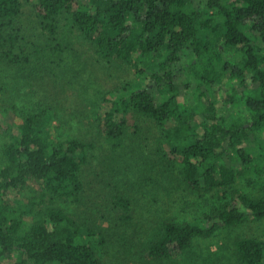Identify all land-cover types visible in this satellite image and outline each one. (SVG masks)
<instances>
[{"label":"trees","instance_id":"16d2710c","mask_svg":"<svg viewBox=\"0 0 264 264\" xmlns=\"http://www.w3.org/2000/svg\"><path fill=\"white\" fill-rule=\"evenodd\" d=\"M24 0H0V68L31 61L28 42L18 25ZM40 29L53 41L60 19L69 17L81 41L94 47L98 60L132 66L136 79L101 97L97 128L116 140L130 113L162 125L164 157L193 191L217 195L202 218L165 219L142 250L152 262L173 260L195 238H208L222 227L264 218V197L235 188L239 180L264 175V0H35ZM36 52L40 48L34 45ZM224 51L241 59L224 60ZM51 51L62 44L52 43ZM184 60L201 86L212 80L237 79L248 113L243 121L228 107L210 101L199 112L182 109L186 90L178 72ZM227 102V103H228ZM58 112L38 104L17 119L14 106L0 100V264H102L105 237L79 221L60 202L84 207V171L92 144L60 136ZM256 135V136H255ZM254 140L255 146L250 147ZM250 174V176H249ZM30 191L18 202L15 193ZM112 202L128 220L130 200L114 194ZM240 264H264V238L233 242Z\"/></svg>","mask_w":264,"mask_h":264},{"label":"rangeland","instance_id":"374dc122","mask_svg":"<svg viewBox=\"0 0 264 264\" xmlns=\"http://www.w3.org/2000/svg\"><path fill=\"white\" fill-rule=\"evenodd\" d=\"M35 0H24L19 26L22 28L31 61L24 66L0 68V100L4 106L16 108L17 119L36 105H51L58 118L55 122L60 136H75L91 143L84 180L87 202L84 207L60 202L79 221H86L105 237L102 264H240L233 242L238 237L264 238V218L248 219L233 227H222L208 238H195L190 247L173 260L152 262L142 257V250L160 231L165 219L177 222L202 218L204 212L217 204L216 196L193 191L185 186L178 171L164 157L161 142L162 125L137 114L128 115L124 134L110 140L97 128V114L103 94L120 89L125 82L136 79L132 66L98 60L94 47L81 41L67 16L60 19L56 40L43 33L36 18ZM205 0H193L194 6ZM62 44L61 51H51L52 43ZM34 45L39 46L36 52ZM224 60L241 59L239 52L224 51ZM184 60L178 76L186 90L180 98L182 109L199 112L210 101L217 102L218 111L232 107L241 120L248 113L241 101L231 105L227 97H241L237 79L212 80L201 86L192 67ZM228 102V103H227ZM256 136V135H255ZM264 133H257L263 140ZM0 136V146L4 142ZM254 147V140L250 141ZM250 176V174H249ZM250 183L239 180L235 188L249 196L264 197V175L252 174ZM114 194L130 200L129 219L122 218L112 202ZM30 191L15 193L18 202Z\"/></svg>","mask_w":264,"mask_h":264}]
</instances>
